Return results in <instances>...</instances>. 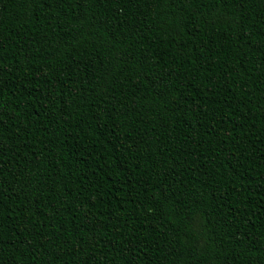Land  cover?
Returning a JSON list of instances; mask_svg holds the SVG:
<instances>
[{"label":"trees","instance_id":"obj_1","mask_svg":"<svg viewBox=\"0 0 264 264\" xmlns=\"http://www.w3.org/2000/svg\"><path fill=\"white\" fill-rule=\"evenodd\" d=\"M0 264H264V0H0Z\"/></svg>","mask_w":264,"mask_h":264}]
</instances>
